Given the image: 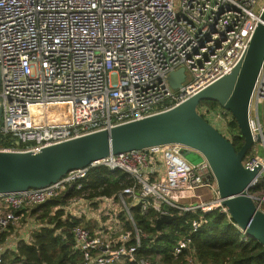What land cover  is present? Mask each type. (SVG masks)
<instances>
[{
  "label": "built area",
  "instance_id": "obj_1",
  "mask_svg": "<svg viewBox=\"0 0 264 264\" xmlns=\"http://www.w3.org/2000/svg\"><path fill=\"white\" fill-rule=\"evenodd\" d=\"M263 7L264 0H0V142L12 140L0 151L37 152L179 105L232 71ZM179 69L184 80L172 89L169 74ZM197 112L230 140L228 111L202 107ZM248 123L253 143L264 146V60ZM188 150L170 144L129 151L71 171L52 185L0 196V235L5 237L11 225L18 228L20 213L29 207L81 191L89 172L103 166L123 171L130 184L111 197L69 196L54 211H63L62 221L78 222L70 232L84 264H153L137 258L139 233L132 237L125 229L118 208L131 222L136 207L141 214L153 211L156 219L214 209L230 219L208 163H188ZM257 163L261 172L247 192L264 213V163L248 156L242 160L249 169ZM100 216L107 222L88 229L86 222L97 226ZM45 226L27 222L17 235L1 240L0 264L5 252L30 243L33 232ZM198 226L192 222L193 231ZM237 229L242 240L248 239ZM189 250L185 238L172 255L187 251L179 264H200Z\"/></svg>",
  "mask_w": 264,
  "mask_h": 264
},
{
  "label": "water",
  "instance_id": "obj_2",
  "mask_svg": "<svg viewBox=\"0 0 264 264\" xmlns=\"http://www.w3.org/2000/svg\"><path fill=\"white\" fill-rule=\"evenodd\" d=\"M261 12L249 45L232 71L179 105L37 152L0 151V196L52 185L69 172L109 156L180 144L199 153L208 163L230 221L248 239L264 247V213L257 210L247 192L262 165L257 163L252 169L242 165L253 145L248 123L249 102L264 60V7ZM184 77L183 69L170 73V87L180 88ZM202 101L215 102L231 114L243 138L239 151L236 152L232 142L198 114L197 107ZM175 219L176 215H161L155 221L156 229Z\"/></svg>",
  "mask_w": 264,
  "mask_h": 264
},
{
  "label": "trees",
  "instance_id": "obj_3",
  "mask_svg": "<svg viewBox=\"0 0 264 264\" xmlns=\"http://www.w3.org/2000/svg\"><path fill=\"white\" fill-rule=\"evenodd\" d=\"M202 107L211 110L219 108L217 103L210 101H202L197 109ZM227 131L235 151H239L243 138L233 118L228 123ZM11 145L12 140L8 136L0 142L1 148ZM128 184L130 180L126 173L101 166L89 172L82 181L81 191H71L66 196L60 195L33 206L35 208L31 214L36 216V221L46 226L33 232L30 243H21L15 252H5L2 264H84L81 253L74 249V239L70 232L73 224L78 222L71 219L62 221L60 218L63 211H54V208L64 206L69 196H79L82 193H87L89 199L111 197ZM174 214L176 219L162 225L159 230L156 229V214L153 211L141 214L138 207L131 209L132 222L126 215H119L125 229L131 231L132 237L135 230L139 233L137 258L148 259L153 264H179L187 251L177 258L173 257L172 252L180 240L189 238V251L200 264H264V247L253 239L242 240V234L236 226L219 210L214 209L206 214L200 210ZM194 221L199 224L195 231L192 229ZM1 236L4 238L3 234Z\"/></svg>",
  "mask_w": 264,
  "mask_h": 264
},
{
  "label": "rangeland",
  "instance_id": "obj_4",
  "mask_svg": "<svg viewBox=\"0 0 264 264\" xmlns=\"http://www.w3.org/2000/svg\"><path fill=\"white\" fill-rule=\"evenodd\" d=\"M262 133H263V139H264V129H263ZM247 154H249L248 155L249 158L254 157L256 160L264 163V146L262 144V141L254 142L253 145L251 146L250 150L247 152ZM184 158L188 163H190L192 165L200 164L203 161L202 156L193 150L186 151L184 153ZM262 174H263V178L261 179V187L264 188V170H263ZM83 196L86 198L87 193L86 194L84 193ZM34 208L35 207L31 206L27 210L22 211V213H20L21 219L19 220V227L14 228L15 226L11 225L9 233H7L5 235V237L10 235V234H16L17 235L16 231L20 228L25 229L27 222H30L31 224L35 223L36 222V219H35L36 216L31 214V212L33 211ZM91 210H95V205H92ZM117 211L119 212V214L121 213L120 215H122V216L126 215V212L123 210L122 207L118 208ZM106 222H107V218L100 216L99 221L97 222L98 223L97 226L94 224V222H90V221L88 222V224L86 222V226L90 230H93V229L96 230L99 227V225H101L102 223H106ZM107 224H112V222H108ZM0 238H2L1 235H0ZM4 238H2V241L4 240ZM2 241H0V242H2Z\"/></svg>",
  "mask_w": 264,
  "mask_h": 264
},
{
  "label": "crops",
  "instance_id": "obj_5",
  "mask_svg": "<svg viewBox=\"0 0 264 264\" xmlns=\"http://www.w3.org/2000/svg\"><path fill=\"white\" fill-rule=\"evenodd\" d=\"M60 207H62V206H60ZM91 222V221H90ZM87 224H88V222H87Z\"/></svg>",
  "mask_w": 264,
  "mask_h": 264
}]
</instances>
